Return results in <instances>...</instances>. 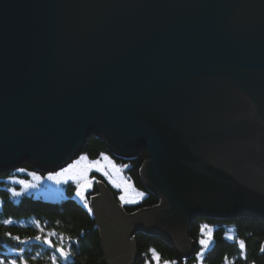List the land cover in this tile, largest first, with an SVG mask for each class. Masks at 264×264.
Instances as JSON below:
<instances>
[{
	"label": "water",
	"instance_id": "1",
	"mask_svg": "<svg viewBox=\"0 0 264 264\" xmlns=\"http://www.w3.org/2000/svg\"><path fill=\"white\" fill-rule=\"evenodd\" d=\"M90 137L145 150L159 197L128 213L99 180L106 264L136 263L138 231L187 257L195 217L264 221V0H0V175Z\"/></svg>",
	"mask_w": 264,
	"mask_h": 264
},
{
	"label": "trees",
	"instance_id": "2",
	"mask_svg": "<svg viewBox=\"0 0 264 264\" xmlns=\"http://www.w3.org/2000/svg\"><path fill=\"white\" fill-rule=\"evenodd\" d=\"M102 152L110 155L121 165H127L123 169L125 176L139 191L144 193V196L135 203L122 204L125 212H132L158 202L157 198L148 191L140 180L139 168L145 159V151L131 158L118 157L106 149L101 139L90 137L79 154H86L90 159H97ZM20 167H24L28 171L43 173L35 170L30 164H24ZM15 169L0 175V256L14 258L16 254L11 250L23 247L25 249L23 255L29 264L51 263L49 257L54 250L48 248L47 245H40L35 240H31L28 245H18L16 241L9 240L4 236L5 232H11L13 235H19L22 239L33 237L38 234L39 230L36 228L35 222L39 221L45 232L55 231L65 237H71L75 241L71 245L73 259L66 264H106L93 214H89L83 204L73 197H65L60 201H50L26 193L17 201L13 200L7 189L9 186L18 187L19 185L12 183L8 177L15 175L19 179L29 178L26 173H16ZM92 175L95 180L88 192V198L98 191L96 179L102 178L104 180L102 175L96 171H93ZM106 184L111 187L114 198L120 203L118 190L110 186L108 182ZM9 218L14 222L8 225L3 224V221ZM202 224L212 226L215 236L214 245L206 253L204 264H223L225 256H228L229 260L234 259L235 264H264V253L260 252V246L264 244V223L251 217L235 219L199 217L194 219L190 224L189 232L196 248L191 257L188 258L187 264H196L195 253L199 250L196 240L199 236V227ZM230 230L237 239H243L246 242L247 261L239 258V248L235 246L234 242L224 238L225 233H229ZM52 239L54 242H58L59 237H52ZM135 241L139 256L137 264H143V253L147 252L149 248H155L163 259H177L183 264V258L178 256L175 249L158 237L135 234Z\"/></svg>",
	"mask_w": 264,
	"mask_h": 264
},
{
	"label": "snow or ice",
	"instance_id": "3",
	"mask_svg": "<svg viewBox=\"0 0 264 264\" xmlns=\"http://www.w3.org/2000/svg\"><path fill=\"white\" fill-rule=\"evenodd\" d=\"M127 165L117 166L114 161L105 153H100L98 159L90 160L86 154L80 155L76 160L61 167L58 171H49L46 176L38 175L35 171H28L24 167L15 169L16 173H26L31 177L28 179H19L15 175H10L8 179L20 186L19 190L9 187L7 192L11 198H18L30 190H34L40 186L43 181H51L56 185L72 184L75 186V196L79 198L83 207L92 214V208L89 205L87 193L92 187L93 179L89 178V173L94 169L96 172L105 176L109 183L118 189H121L119 199L122 204L135 203L136 200L129 196V193H135L136 197H143V192H137L135 188L127 182L126 179L120 178V173ZM12 219H5L3 224H12ZM36 228L39 230L38 234L33 237L21 238L19 235H13L11 232H5L4 236L9 240L16 241L18 245H28L31 240H35L40 245H47L48 248L53 249L52 255L49 257L51 264H61V262H68L71 259L72 251L71 245L75 243L71 237H65L61 233L55 231L45 232L39 221L35 222ZM52 237H59L58 242H54ZM225 239L233 241L235 246L239 248V258L247 261L246 242L243 239H237L234 235L225 233ZM215 242L214 229L209 224H202L199 227V236L196 243L199 245V250L195 253L196 264H204L206 253H208ZM11 251L15 252L14 258L0 256V264H28L23 253V247L13 248ZM260 252L264 253V244L260 246ZM143 264H181L177 259H163L161 254L155 248H149L147 252L143 253ZM34 259V258H33ZM188 257H183V264H187ZM223 264H235V260H229L228 256L223 258Z\"/></svg>",
	"mask_w": 264,
	"mask_h": 264
},
{
	"label": "rangeland",
	"instance_id": "4",
	"mask_svg": "<svg viewBox=\"0 0 264 264\" xmlns=\"http://www.w3.org/2000/svg\"><path fill=\"white\" fill-rule=\"evenodd\" d=\"M88 140V139H87ZM86 143V142H85ZM85 145V144H84ZM143 151H145V150H141V151H139L137 154H139V153H141V152H143ZM145 153H146V151H145ZM81 155V154H80ZM80 155H77L75 158H73L70 162H68L67 164H69V163H71L72 161H74V160H76ZM106 155H108V154H106ZM113 161H114V163L117 165V166H122L120 163H118L117 161H115L110 155H108ZM145 158H146V155H145ZM90 159V158H89ZM98 159V158H97ZM90 160H95V159H90ZM67 164L65 165V166H67ZM142 164H143V162H142ZM142 164H141V166H142ZM65 166H63V167H65ZM141 166H140V168H139V176H140V180L142 181V183L144 184V180H143V178H142V176H141V173H140V169H141ZM60 168H58L56 171H58ZM124 169V168H123ZM122 169V171H121V173H120V178L121 179H126L127 180V182L128 183H130L134 188H135V190L137 191V192H142V191H139L134 185H133V183L131 182V180L130 179H128L126 176H125V174H124V170ZM93 171H95L94 169L89 173V178L90 179H92V178H94V176H92V172ZM99 173V172H98ZM38 175H41V176H46L47 174H48V172H43L42 174H40V173H37ZM101 174V173H100ZM102 175V174H101ZM103 176V175H102ZM105 177V176H104ZM106 178V177H105ZM23 179H28V180H30L31 179V177H29V178H23ZM107 179V178H106ZM93 181H94V179H93ZM107 182L109 183V181H108V179H107ZM112 187H113V185L111 184V183H109ZM93 185V184H92ZM144 186H145V184H144ZM9 187H11V186H9ZM146 187V186H145ZM13 188H16L17 190H19V188H20V186H18V187H13ZM92 188V187H91ZM115 189H117L118 190V197L121 195V189H118V188H116V187H114ZM75 186L74 185H72V184H61V185H56V184H54V183H52L51 181H43L41 184H40V186L38 187V188H36V189H34V190H30L29 192H28V194H32V195H34V196H36V197H42L43 199H47V200H50V201H60V200H62V199H64L65 197H73L74 199H76L78 202H80L81 203V201L79 200V198H77L76 196H75ZM88 194L89 193H87V196H88ZM96 194V193H95ZM94 194V195H95ZM153 194V193H152ZM92 195L93 194H91L90 195V197L88 198V202H89V205H90V207H91V197H92ZM156 198H157V200H158V202H159V197L157 196V195H155V194H153ZM129 196L130 197H133V198H135V200L136 201H138L141 197H136L135 196V193H129ZM20 197H18V198H12L13 200H18ZM157 202V203H158ZM82 204V203H81ZM120 204L122 205V203H121V201H120ZM123 207V206H122ZM145 207H148V206H145ZM142 208V207H141ZM144 208V207H143ZM134 211H137V210H134ZM133 212V211H132ZM128 213H130V212H128ZM199 217H205V216H198V217H195L194 219H196V218H199ZM238 217H248V216H238ZM238 217H236V218H238ZM208 218H211V217H208ZM251 218H254V217H251ZM193 219V220H194ZM233 219H235V218H233ZM256 219H258V218H256ZM259 221H261L260 219H258ZM263 223H264V221H262ZM191 224V223H190ZM190 224H189V228H190ZM96 225H97V223H96ZM97 227H98V235H99V239H100V247H101V251H102V253H103V256H104V248H103V240H102V237H101V233H100V230H99V226L97 225ZM135 234H143V235H148V236H153V237H158L159 239H161L164 243H166L167 245H169V246H171V247H173V245H171V244H169V243H167V242H165L164 240H163V238L162 237H160V236H158V235H156V234H151V233H149V232H143V231H138V232H135ZM134 234V235H135ZM189 235H190V232H189ZM136 247H137V243H136ZM174 248V247H173ZM195 248H196V244H195V247H194V249H193V252H194V250H195ZM175 249V248H174ZM175 251H176V253L178 254V252H177V250L175 249ZM137 253H138V248H137ZM181 258H183V257H181ZM189 258V257H188ZM104 259V258H103ZM138 259H139V256H137V260H136V263L135 264H137V262H138ZM104 262L106 263V261L104 260Z\"/></svg>",
	"mask_w": 264,
	"mask_h": 264
},
{
	"label": "bare ground",
	"instance_id": "5",
	"mask_svg": "<svg viewBox=\"0 0 264 264\" xmlns=\"http://www.w3.org/2000/svg\"><path fill=\"white\" fill-rule=\"evenodd\" d=\"M77 155H80V154H77ZM76 155V156H77ZM75 158V157H74ZM93 176V175H92ZM103 178H104V180L102 179V178H99V179H96V186H97V189H99V187H98V185H99V180H101L110 190H111V192H112V194H113V191H112V189H111V187H109V185H107L106 184V182H107V179L104 177V176H102ZM94 180H95V177H94ZM111 186V185H110ZM99 192V190L96 192V194ZM92 196H94V194L92 195ZM114 196V195H113ZM123 211H125L124 210V208H123ZM95 219V218H94ZM193 221V220H192ZM191 221V222H192ZM188 232H189V228H188ZM194 247H195V242H194ZM194 247H193V249H194ZM37 251V250H36ZM193 254V250H192V253L189 255V256H187V257H191V255ZM179 256V255H178ZM180 257V256H179ZM181 258V257H180Z\"/></svg>",
	"mask_w": 264,
	"mask_h": 264
},
{
	"label": "flooded vegetation",
	"instance_id": "6",
	"mask_svg": "<svg viewBox=\"0 0 264 264\" xmlns=\"http://www.w3.org/2000/svg\"><path fill=\"white\" fill-rule=\"evenodd\" d=\"M53 253V252H52ZM73 259V254H72V256H71V259H70V261ZM70 261H68V262H70ZM29 264V263H28ZM49 264H51V263H49ZM61 264H66V262H61Z\"/></svg>",
	"mask_w": 264,
	"mask_h": 264
}]
</instances>
